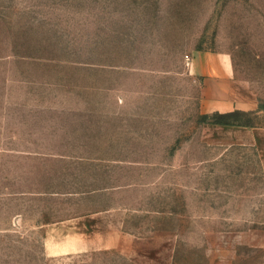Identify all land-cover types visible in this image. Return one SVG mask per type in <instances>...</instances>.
Instances as JSON below:
<instances>
[{
	"label": "crops",
	"instance_id": "0c3cea01",
	"mask_svg": "<svg viewBox=\"0 0 264 264\" xmlns=\"http://www.w3.org/2000/svg\"><path fill=\"white\" fill-rule=\"evenodd\" d=\"M52 1L53 14L42 15L40 34L28 27L20 36L26 38L21 41L28 55L12 53L13 60L38 65L58 62L75 70L177 72L179 79L198 88L197 94L171 98L176 101L171 111L170 98H165L159 111L153 109L150 98H0L2 133L21 137L14 147H0V241L6 234L19 236L17 246L34 247L39 240L43 264H94L98 257L111 259L114 254L127 264H173L175 232L149 225L153 222L149 217L157 220L174 214L163 209V196L155 195L163 191L169 172L160 160H131L125 152L171 149L176 150L175 157L181 147L162 137L169 129L162 123L148 124L190 117L195 121L198 115L206 148H249L257 155L264 176V125L212 120L234 114L261 119L264 105L248 83L235 78L229 56L201 50L178 52V46L174 52L161 32L146 36V42H135L146 45L145 49L123 54V62H117L116 53L108 59L68 60L62 50L60 58L53 59L49 57L55 48L53 39L59 40L60 48L67 46L68 39L142 40L144 24L153 23L156 16L148 20L133 10L127 18H117L112 10L107 15L111 20L100 15L98 8L124 7L128 0ZM71 6L73 15L68 13ZM69 25L76 35H68ZM86 31L95 34H78ZM101 31L111 35H99ZM187 129L174 133L194 136V128ZM193 145L194 137L188 138L182 148ZM4 153L10 158L4 160ZM138 218L147 226H137ZM148 226L150 232L143 231Z\"/></svg>",
	"mask_w": 264,
	"mask_h": 264
},
{
	"label": "rangeland",
	"instance_id": "374dc122",
	"mask_svg": "<svg viewBox=\"0 0 264 264\" xmlns=\"http://www.w3.org/2000/svg\"><path fill=\"white\" fill-rule=\"evenodd\" d=\"M133 1H126L124 7L98 9L102 18L109 20L111 16L107 15L111 10L117 18H127L132 10L148 20L156 16V21L144 24L145 38L68 39L65 40L67 46L62 48L56 43L59 40L53 39L55 48L49 57L59 59L62 50V57L83 62L89 58L108 59L111 53H116L119 54L117 62H123V54L145 49L146 45L136 46L135 42H146V36L161 32L166 44L171 41L174 52L179 47L178 52L201 50L229 56L235 78L248 83L264 105V0H135V6ZM52 2L0 0V98H150L155 111L163 108L165 98H170L167 107L170 106L171 111L176 105L171 98L197 94L198 88L195 90L179 79L177 72L75 70L71 65L63 68L65 65L58 62L38 65L13 60L12 53L28 55V47L22 46L21 41L26 38L20 36L28 27H34L40 34L44 24L42 15L53 14ZM73 9L68 8L69 15L74 14ZM77 9L80 8L76 6ZM84 12L85 8L81 14ZM67 33L69 36L77 34L72 31V25L68 26ZM128 33L134 34V31ZM56 34L53 31V35ZM99 35H111V31H101ZM188 114L192 115L191 106ZM212 120L264 125V116L255 119L244 114L226 118L214 116ZM160 123L161 127L169 129L162 136L165 142L181 147L175 157L176 150L171 149L134 150L125 155L131 160H160L166 165L164 170L169 173L164 177V189L155 195L163 196V209L174 214L158 216L157 220L149 217L153 221L149 225L175 232L173 264H264V176L257 155L249 148L232 146L227 151L218 145L206 148L199 133L198 115L195 121L191 117L171 120L170 124L156 120L148 126ZM185 128L190 132L194 128V136L174 133ZM4 129L0 127V147H14L21 141L19 135L13 138L3 134ZM192 137L193 147L182 148V143ZM2 155L4 160L10 158L7 153ZM140 222L141 219L135 223L142 224L143 228L147 226ZM149 228L143 231L150 232ZM17 237L6 234L3 242L0 241V264H43L39 240H35L34 247H20L15 241ZM110 260L111 264H127L116 254L111 255V259L100 256L94 264H110Z\"/></svg>",
	"mask_w": 264,
	"mask_h": 264
},
{
	"label": "trees",
	"instance_id": "16d2710c",
	"mask_svg": "<svg viewBox=\"0 0 264 264\" xmlns=\"http://www.w3.org/2000/svg\"><path fill=\"white\" fill-rule=\"evenodd\" d=\"M229 116H232V115H227V116H221V118H226V117H229ZM216 123H224V121H215Z\"/></svg>",
	"mask_w": 264,
	"mask_h": 264
}]
</instances>
